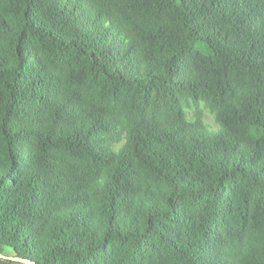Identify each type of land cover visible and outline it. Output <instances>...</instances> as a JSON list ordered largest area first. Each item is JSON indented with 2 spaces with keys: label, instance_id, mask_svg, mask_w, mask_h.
I'll use <instances>...</instances> for the list:
<instances>
[{
  "label": "trees",
  "instance_id": "1",
  "mask_svg": "<svg viewBox=\"0 0 264 264\" xmlns=\"http://www.w3.org/2000/svg\"><path fill=\"white\" fill-rule=\"evenodd\" d=\"M0 264H264V0H0Z\"/></svg>",
  "mask_w": 264,
  "mask_h": 264
},
{
  "label": "water",
  "instance_id": "2",
  "mask_svg": "<svg viewBox=\"0 0 264 264\" xmlns=\"http://www.w3.org/2000/svg\"><path fill=\"white\" fill-rule=\"evenodd\" d=\"M15 260H17V259H15Z\"/></svg>",
  "mask_w": 264,
  "mask_h": 264
}]
</instances>
